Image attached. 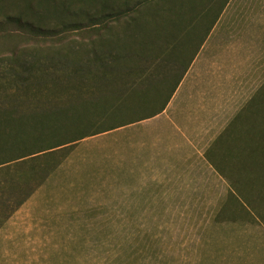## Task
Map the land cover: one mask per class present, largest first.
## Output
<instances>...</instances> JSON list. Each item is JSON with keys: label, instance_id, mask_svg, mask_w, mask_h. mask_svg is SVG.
Masks as SVG:
<instances>
[{"label": "trees", "instance_id": "trees-1", "mask_svg": "<svg viewBox=\"0 0 264 264\" xmlns=\"http://www.w3.org/2000/svg\"><path fill=\"white\" fill-rule=\"evenodd\" d=\"M229 2L0 0V81H21L28 93L21 114L0 110V215L42 186L45 177L31 181L53 152L160 114ZM55 64L68 70L66 85L45 94ZM24 69L38 73L25 80ZM210 154L228 183L213 221L264 226V82ZM23 184L29 191L1 210L6 190Z\"/></svg>", "mask_w": 264, "mask_h": 264}, {"label": "rangeland", "instance_id": "rangeland-1", "mask_svg": "<svg viewBox=\"0 0 264 264\" xmlns=\"http://www.w3.org/2000/svg\"><path fill=\"white\" fill-rule=\"evenodd\" d=\"M222 22L229 47L237 46L245 63L239 72L252 74L257 85L264 77V0H232ZM46 70L40 88L50 95L53 83L66 85L68 70L59 64ZM20 72L27 80L38 70ZM23 86L0 81V110L21 114L28 94ZM121 131L79 141L39 164L31 186L45 177L42 186L10 217L0 215V264H264L263 225L213 221L227 190L213 173H182L169 181L175 186L156 197L165 203L111 195V170L125 162ZM28 191L26 184L6 190L1 210Z\"/></svg>", "mask_w": 264, "mask_h": 264}, {"label": "crops", "instance_id": "crops-1", "mask_svg": "<svg viewBox=\"0 0 264 264\" xmlns=\"http://www.w3.org/2000/svg\"><path fill=\"white\" fill-rule=\"evenodd\" d=\"M231 2L165 109L152 118L109 132L120 134L124 130L125 143V162L111 170V195H147L150 199L144 200L145 204L165 203L156 197H163L166 188L175 186L169 181L182 179V173L207 171L224 182L228 190L227 181L211 164L209 150L264 82L263 77L254 86L252 74L239 72L245 63L238 58L237 46L231 48L227 43L229 32L222 18ZM216 146L222 148L221 144ZM227 190L218 204L223 202Z\"/></svg>", "mask_w": 264, "mask_h": 264}]
</instances>
